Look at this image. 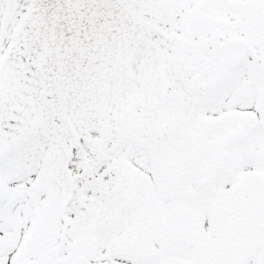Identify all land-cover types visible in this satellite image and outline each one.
I'll return each instance as SVG.
<instances>
[{"label": "snow or ice", "instance_id": "6c2138e0", "mask_svg": "<svg viewBox=\"0 0 264 264\" xmlns=\"http://www.w3.org/2000/svg\"><path fill=\"white\" fill-rule=\"evenodd\" d=\"M0 264H264V0H0Z\"/></svg>", "mask_w": 264, "mask_h": 264}]
</instances>
